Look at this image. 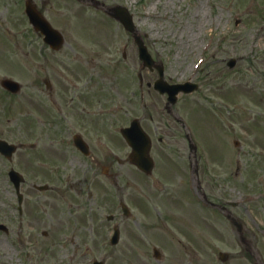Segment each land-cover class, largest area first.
<instances>
[{"label": "rangeland", "instance_id": "1", "mask_svg": "<svg viewBox=\"0 0 264 264\" xmlns=\"http://www.w3.org/2000/svg\"><path fill=\"white\" fill-rule=\"evenodd\" d=\"M25 1L0 0V80L23 86L17 96L0 91V138L38 149L23 147L12 163L0 156V221L11 229L0 232V264H19L30 247L36 263L58 264L66 242H89L88 259L106 264H264V0H33L65 36L59 52L29 24ZM118 5L170 84H199L170 112L154 89L158 72L142 67L133 36L106 15ZM136 118L153 140L151 177L128 162L119 133ZM65 128L84 130L92 158L65 144ZM12 166L55 189L37 196L25 186L33 206L23 225Z\"/></svg>", "mask_w": 264, "mask_h": 264}, {"label": "water", "instance_id": "2", "mask_svg": "<svg viewBox=\"0 0 264 264\" xmlns=\"http://www.w3.org/2000/svg\"><path fill=\"white\" fill-rule=\"evenodd\" d=\"M29 7V14L32 22H35V26L37 29H41L43 33L46 35L45 41L48 43H51L54 47H56V42L55 40H60V45L61 46L63 40L60 36V34L55 31L48 22H46L41 14H39L35 7L32 6L31 4L28 5ZM112 15L119 19L125 26V28L128 31H131L132 33H135V38L136 42L139 46L140 49V58L145 62V65H153V61L151 59V56L148 53L147 47L145 46L142 38L136 34V27L133 22V17L131 14L128 12L127 9L125 8H115L113 9ZM159 71L161 73V79L158 81L157 86L161 90V92H168L171 95V101L174 102L175 100V95L180 91L184 90L186 92L193 91L194 89L197 88L196 85H187V86H169L167 85L164 80H163V70L161 67H159ZM4 85L6 87L10 88L11 90L17 89L19 86L17 84L10 83L8 81L4 82ZM125 136L128 138V141L132 144L134 148V152L131 156V161L132 163L136 164L138 167L143 169L144 171L151 173L152 168H153V161L149 156V151L151 148V143L150 140L144 133L138 128L134 127L133 129L126 130L125 131ZM118 239V236L116 237V241ZM224 257V255H223ZM225 259V258H224Z\"/></svg>", "mask_w": 264, "mask_h": 264}, {"label": "flooded vegetation", "instance_id": "3", "mask_svg": "<svg viewBox=\"0 0 264 264\" xmlns=\"http://www.w3.org/2000/svg\"><path fill=\"white\" fill-rule=\"evenodd\" d=\"M52 86H50L51 88ZM67 133H69L70 128H65ZM77 248V249H76ZM83 243L80 242H70L69 245L62 246V253H64V259L59 262V258L55 259L58 264H83L84 258L82 257ZM25 261L29 263L36 262V257H28ZM38 263V262H37ZM40 264V263H38Z\"/></svg>", "mask_w": 264, "mask_h": 264}]
</instances>
